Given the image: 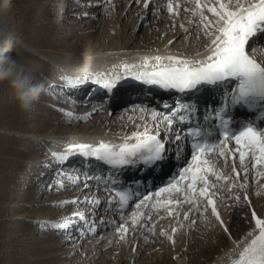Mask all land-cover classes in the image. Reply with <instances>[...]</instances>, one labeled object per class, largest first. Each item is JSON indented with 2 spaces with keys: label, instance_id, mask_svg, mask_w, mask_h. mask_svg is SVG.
<instances>
[{
  "label": "bare ground",
  "instance_id": "1",
  "mask_svg": "<svg viewBox=\"0 0 264 264\" xmlns=\"http://www.w3.org/2000/svg\"><path fill=\"white\" fill-rule=\"evenodd\" d=\"M56 1L48 0V8L44 11L43 7H37L33 3L34 9L36 8L34 14L36 12L38 18L39 15L42 17L41 28H46L45 26L53 20L51 18L48 19L49 21H44L45 16L55 15L53 11L49 12V9L57 11ZM91 1L92 5L98 6L99 15L107 13V17L100 19L96 29L91 28V25V27L83 25L84 28L76 26L73 32L69 31L67 24H63L67 22L63 15L62 24L65 28L62 29V33L67 35L64 39L40 46L26 42L22 36H15L10 32L11 46L0 51L2 58H8L11 49L20 47L22 54L25 55L18 54V57L16 54L18 58L14 59L20 65H24L26 72L30 71L33 74L35 84H44L46 91L42 94L43 97L52 99L51 95H54L56 96L54 105L58 102L60 107L67 108L66 112L60 113L55 107H50L52 104L45 108L40 106L36 110L31 108L29 111H23L18 107L14 110L21 120L15 123L9 121V124L0 126V154L4 155L6 159L4 165H8V173L11 174L8 177L0 176V180L2 182L8 180L10 184L19 180L27 181L20 191L17 190L16 194H20V197L18 196L17 203L13 202L15 207L12 208L11 216L6 218L14 221L9 225L14 230L18 227L15 224L17 220L22 222L18 223L17 235L19 240L26 244L25 247L22 245L24 248L21 246L24 250L20 251L19 256L29 255L28 258L25 257L26 259L22 257L24 259L22 263L93 264L99 257L94 264H105L107 249L116 246V264H233L258 230L252 220V212L255 211L258 218L264 219V164L260 168H253L248 174L247 171L243 172L238 179L216 186L213 192L223 226L220 220L211 214V209L205 207L202 198H199V210H196L195 204L188 203L184 205L181 203L178 207L173 204L167 207L164 205L162 208H155L151 204L146 207L142 204L139 209L135 205L121 220L114 221L115 227L110 233L100 235L97 233L94 237L82 240L80 244L73 242L74 237H70L67 233L68 227L77 221L74 220L76 216L73 217L74 209L71 201L82 200V204L87 205V202L83 203V199L88 201L86 193L91 187L88 183L69 185L66 182L68 188H58L54 183V173H59L63 161L58 160L57 157L70 155L67 149L82 139L97 142L112 138L120 143H126L134 135L142 136L150 132L154 120L151 115L153 110L143 105L135 107L132 111L123 108L128 96L147 97L140 90L130 91L129 95L127 91L119 90L115 95L116 101L111 108V114H107L104 107L95 108L93 111L92 108L87 109L89 111L83 109L88 103V99L85 98L79 99L74 96L71 98L70 95L69 98L73 102L69 104L62 99L63 93L58 95L61 92L56 86L64 85L70 78L78 76L87 78V81H91L98 74L109 76L125 70V66L132 68L145 60L148 61V65L157 64L154 59L156 56L162 58L160 66L170 65L167 59L170 56L193 63L207 61L214 48L211 41L219 35L218 29L222 26L217 23L218 17L208 11L209 7H215L219 11L218 0H199L201 9L196 7L197 0H147L149 4L147 9L144 7L146 0H119L117 4L115 0ZM222 2L229 10L235 11L241 4L248 7L249 3L255 0H239V3L238 0H222ZM133 3L136 4L132 11V14L136 12L135 20L133 16L124 13L127 5ZM168 3L173 5L172 12L168 11ZM60 7L61 12H67V8L62 4ZM80 13H85V10L82 9ZM92 15L93 13H90V17ZM152 15H155L154 24L143 28L144 25L149 24ZM164 15L168 16V20L161 25ZM201 16L207 17V21L202 23ZM207 22H211V25L206 28ZM129 29L131 31L128 34ZM141 29L143 33L139 36L137 33ZM51 38L53 34L50 33L47 40ZM257 39L251 43V46L249 45V48L260 41V38ZM94 41L96 44H93ZM76 102L78 104L75 107ZM14 110H9V114H13ZM69 112H72V118L66 115ZM99 113L102 115L99 116ZM115 113L117 115H114ZM89 118L94 120L85 122ZM73 123L74 126H69ZM42 160L48 162L57 160L54 163L55 169L51 179L45 181L44 188L39 187L43 180L42 171H45L39 165ZM37 182L40 184H36ZM240 184H244L245 187L241 189ZM39 190H42L41 200L36 204V208H33L35 204L31 203L34 197H37ZM182 192L185 196V188ZM245 196L248 197L247 201L244 200ZM235 197H240V200L237 201ZM166 199L164 197L161 201L164 202ZM183 199L179 200L183 201ZM14 204H9L8 207ZM48 206L53 209L60 208L62 212L59 211L60 209L57 212L44 211ZM86 209L88 208L85 206L83 210ZM169 210L172 211V215L168 214ZM136 212L143 215L137 217L138 222L133 227V213ZM184 213H188L189 219L183 218ZM45 221L48 223H43L36 230L27 227L29 222L37 226ZM121 224L128 228L123 240L120 239L121 233L116 230ZM225 228L228 229L227 232ZM173 229H176L175 233ZM193 229H196V233L185 250L184 234ZM55 232L65 233L57 239L56 236H47ZM161 232L165 234L161 235ZM248 232H252L253 235L249 236ZM170 236L172 239H169ZM65 243L69 244L62 246L58 251L54 250L56 246Z\"/></svg>",
  "mask_w": 264,
  "mask_h": 264
},
{
  "label": "snow or ice",
  "instance_id": "2",
  "mask_svg": "<svg viewBox=\"0 0 264 264\" xmlns=\"http://www.w3.org/2000/svg\"><path fill=\"white\" fill-rule=\"evenodd\" d=\"M219 2V11L215 7H209L208 11L218 17L217 23L222 26L219 27V35H216L211 43L214 45L212 55L207 57V61L193 63L189 60H180L174 57H168L170 65L160 66L161 57H154L157 61L159 70L151 72H140L134 78L142 80L145 83L156 84L166 89H177L181 92L185 90L195 89L201 84H216L229 79L237 81L235 94L231 97V105L233 108L236 106L247 107L253 111L255 116L248 122L242 123L237 131H232V118L224 119L226 110L221 108L217 113V119H220L223 132L221 135L223 140L211 142V133L205 132L202 129L190 131L188 135L192 136L195 141L192 143V163L183 168L179 173L181 179H189L191 183L185 186L184 200H171L168 199L165 207L175 204L177 207L181 203L195 204L196 210H199V198H205L207 205L211 207V214L220 220L219 212L217 211L216 202L209 195L210 189L215 188L217 185L210 183L209 177H214L216 181H228L231 176L224 175L221 171H217V164L214 160L205 158L219 148L225 141L234 140L237 145L241 141H245L242 147L247 149V152H240V163L243 165L246 156L250 153L252 158L258 164H264V65L252 59L248 52H246V45L249 41L260 33H264V0H255L250 2L248 7L240 5L237 10H229L222 0ZM239 3V0H238ZM149 6L147 0L144 4L145 9ZM197 9H201V4L197 0ZM168 11H173L172 3L167 5ZM202 23L207 21V17L201 16ZM211 22L205 23V27H209ZM145 66H148V61L145 60ZM125 70L129 71L127 66ZM85 80L76 79L68 80L67 83L70 87L75 88ZM117 79L104 80L101 82L96 79L95 83L100 84L101 87L111 91L115 87ZM188 106L182 105L180 111H187ZM143 111V109H142ZM67 116L72 118V113H66ZM152 119L157 118L156 111H152ZM163 122L167 125L166 135H172L173 118L168 115L162 117ZM181 123L185 122V117L180 116ZM174 140L180 141L182 139L179 132H175ZM129 139H135L136 143H122L119 145H112L107 143H100L98 146L78 143L67 149L68 152L77 151L79 154L88 157L94 156L98 160H102L109 165L125 166L133 165L140 162L144 165H156L165 159L166 147L163 139L160 137V132L157 130L155 134H145L143 136L137 134ZM219 157H225V151L221 150L218 154ZM58 160H66L67 156H58ZM235 161V157H233ZM233 172L239 178V173L236 171L235 162L233 163ZM197 184H202L203 187L197 188ZM239 187L243 189L244 184ZM174 190L181 192L182 189L178 185V181L173 180L167 187L161 188L155 193L159 197L161 193ZM198 194V195H197ZM215 195V193H212ZM119 202L121 205L126 204L131 198V193L118 192ZM149 196H144L140 203L136 204L139 209L145 200H149ZM237 201L240 197H235ZM244 200L247 201L248 197L245 196ZM172 215V211H168ZM142 213H133V227L137 224V217L142 216ZM252 220L255 222V227L258 229L259 234L255 236L251 242L244 247L239 253V258L233 264H264V219L258 218L255 211L251 214ZM185 220L189 219L188 213L183 214ZM83 219V217H81ZM150 219V217H149ZM223 226V221L220 220ZM67 227V225H65ZM117 232L121 233L120 239H125L128 228L121 224L117 227ZM226 232L227 228L224 229ZM176 232V229H173ZM161 232V235H164ZM252 236V232H248ZM169 239H172L170 236Z\"/></svg>",
  "mask_w": 264,
  "mask_h": 264
},
{
  "label": "rangeland",
  "instance_id": "3",
  "mask_svg": "<svg viewBox=\"0 0 264 264\" xmlns=\"http://www.w3.org/2000/svg\"><path fill=\"white\" fill-rule=\"evenodd\" d=\"M118 1L119 0H115V3L117 4ZM56 2H57V6H55V9H57V11L49 9V12L53 11L55 13V15H53L52 17L51 16H49V17L45 16L46 19H44V21H49V20H51V18L53 20H51L49 22L48 26H45L46 28H41L40 24H42V21H41L42 17H41V15H39V18H38L36 15V12L34 14V11H36V8L34 9L33 6L37 5V7L38 6L43 7V11H44L46 8H48L47 7L48 0H0V28L8 30L9 32H11L15 36H22L23 40H25L26 42H30L31 44L33 43L34 45L45 46L47 43H50V42H53V41H56L59 39H64V37H67V35L65 36L62 33L64 28H65L63 24H67V26L69 27L68 28L69 31L71 30L73 32V30L76 29V28L74 29V27H76V26L87 25L86 27L92 26L91 28H93V27L97 28V24H99L100 19L107 17V13H102L100 15L98 14V12H99L98 6L92 5L91 0H57ZM33 3H34V5H33ZM61 4L67 8V12H64V11L61 12L60 11L61 10V7H60ZM135 5H136L135 3H133L132 5H130V4L127 5V7L124 11V13H127V15H131V17L133 16L132 17L133 19L135 18L134 15L136 14V12H135V14H132V11H133ZM105 8H106V6H105ZM82 9L85 10V13H80L82 11ZM90 13H93V15L91 17H90ZM162 13H163V11L161 10V15H162ZM182 14H180V15H182ZM63 15H64L65 19H67V22L62 24ZM154 16L155 15L150 16L149 24L147 23L146 25L143 26V28L148 26V25L154 24ZM182 16L184 17V15H182ZM182 16H180V17L182 18ZM162 19H164V20H162L160 22L161 25L163 24V22L168 20V16L164 15V17L162 16ZM68 20H70V21H68ZM85 22H86V24H85ZM88 23H89V25H88ZM84 26H83V28H84ZM130 31H131V29L128 30V34L130 33ZM50 33L53 34V38L47 40L48 35ZM88 33L90 34L91 32L89 31ZM88 33H86V34L89 35ZM142 33H143V29L139 30V32L137 34L140 36ZM77 35H79V34H77ZM86 42H88V40ZM93 44H96V42L94 41ZM22 53L23 52L20 49V47L13 48V49H11L10 57L17 59L19 57V55H25ZM16 54L17 55L19 54L18 57ZM6 59H7V57L2 58L0 56V64H2L3 61ZM22 66L24 68L23 64H22ZM28 72H30V71H28ZM47 98H49V97H46V99H45L43 97V95H41L39 101L35 102V104L33 103L32 108H35V110H36V108H40V106H43L45 108V106L47 107L48 105L50 106L51 104L53 106L51 105L50 107H56V108L60 107L58 102H57V104L54 105V101L56 99V96L51 95L52 99L49 98V100L51 102L49 100H47ZM52 100H53V103H52ZM18 107L19 106H18L17 101L14 98L13 89L10 86V82L5 81V82L0 83V126L5 125V123L9 124V121H10V123H15V122H19L21 120V118L18 117V113L14 110V109L17 110ZM88 107H90V104L83 106V109L87 110V109H89ZM60 108L64 109V107H60ZM126 108L129 109L128 106ZM66 109L67 108H65V110ZM9 110H14L13 114H9V112H8ZM102 113H99V116H101ZM117 113H115L114 115H117ZM114 115H112V116H114ZM89 119H87L85 122H89V121L92 122L94 120L93 118H89ZM61 126L63 127L65 125H61ZM69 126H74V123L69 124ZM106 128H103V129L105 130ZM135 128L139 129L138 127H135ZM107 129H109V127ZM130 130H131V128H130ZM5 161H6V159H5L4 155L0 154V174L2 173L0 176L3 175V176L8 177L11 174L8 173V169H7L8 165H6V164L4 165V163H6ZM25 182H27V181L19 180V181H15L14 183L12 182V184H10L8 180H6L4 182H2L0 180V264H21L22 262H24V259L28 258V256H29L27 254H26L27 256H22V255L19 256V254H21L20 251L24 250L23 248L25 247V244H26L23 241L21 242V240H19L20 239L19 236L17 235V228L19 227L18 223L21 221L20 220H17L18 222L15 221L16 222L15 224L18 227L15 228V230H14V229H12L13 227L9 226L14 221L6 219V218L11 216L12 208L15 207V204L13 202H16V200L19 199V197H20V194H18V195L16 194V192H18L17 190L20 191V189H22L21 187H24V185L27 184ZM21 183H23V184H21ZM41 194H42V192H39L36 195L37 197H34V200L31 203V204H35V205H33L34 206L33 208H36V204H38L40 202ZM9 204H12V205L14 204V206L11 205V207H8V206H10ZM29 206L32 207L31 205H29ZM48 207H45L44 208L45 210L44 209L43 210L44 211L54 210L57 212V210L60 209V208L57 209V207L54 209H53V207H49V208ZM59 211L62 212L61 209ZM196 224H197V226L200 225V224H198V222ZM39 226H40L39 224H37V226H35V225H33V223H30V222L27 223V227H29V229L34 228L36 230L37 228H39ZM64 233L65 232H63V233H56L55 232L54 234L52 233V235L49 234L47 236H56L55 238L57 239L61 236V234H64ZM195 233H196V229L190 230L189 233L185 232V234H184V238H185V242H184L185 248L184 249L185 250H187L186 248L188 246L187 245L188 242L191 239L193 240ZM69 236L73 238V236H71V235H69ZM73 242L77 243L76 240ZM67 244H69V243H67ZM67 244L66 243L61 244V245H59V247L56 246V248L54 250L58 251L62 246H65ZM136 244H137V240L135 242V246H136ZM38 246H39V244H38ZM116 248L117 247L114 246V247L107 249V253H106L107 259H106L105 264H116L115 263ZM17 250H19V251H17ZM98 260H99V257L94 260V263L97 262Z\"/></svg>",
  "mask_w": 264,
  "mask_h": 264
},
{
  "label": "clouds",
  "instance_id": "4",
  "mask_svg": "<svg viewBox=\"0 0 264 264\" xmlns=\"http://www.w3.org/2000/svg\"><path fill=\"white\" fill-rule=\"evenodd\" d=\"M11 43V33L0 28V51L9 48ZM5 81L10 82L14 98L23 111L31 110L33 103L39 101L46 91L44 84H35L33 74L25 72L23 66L12 57L0 64V83Z\"/></svg>",
  "mask_w": 264,
  "mask_h": 264
}]
</instances>
